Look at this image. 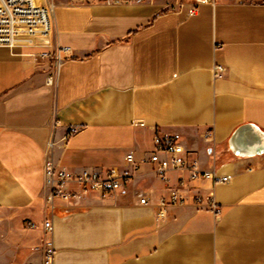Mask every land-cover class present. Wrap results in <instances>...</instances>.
<instances>
[{
  "label": "crops",
  "instance_id": "crops-1",
  "mask_svg": "<svg viewBox=\"0 0 264 264\" xmlns=\"http://www.w3.org/2000/svg\"><path fill=\"white\" fill-rule=\"evenodd\" d=\"M195 3L61 0L40 41L70 51L58 65L36 56L41 45L0 46V264H44L45 240L52 264H264V154L230 146L244 125L264 131V0L189 14ZM174 133L203 171L231 181L189 183L162 221L168 188L148 163L107 197L46 202L51 141L57 164L77 173L120 168L129 152L144 161L156 135ZM209 194L217 213L196 201Z\"/></svg>",
  "mask_w": 264,
  "mask_h": 264
},
{
  "label": "built area",
  "instance_id": "built-area-1",
  "mask_svg": "<svg viewBox=\"0 0 264 264\" xmlns=\"http://www.w3.org/2000/svg\"><path fill=\"white\" fill-rule=\"evenodd\" d=\"M220 0H196L189 7L188 13L194 14L199 4L216 3ZM56 3L53 0H0V46H37L39 40L48 38L53 30V19L56 11ZM178 8L183 9L181 4ZM68 49H58L54 55L55 64L62 61V55H68ZM35 57V55H33ZM39 58H49L47 53H39ZM223 67H216L217 75L223 72ZM48 84L53 83V75L47 79ZM75 133V129L69 130L63 138L66 142ZM210 134L205 138L208 140ZM54 143L51 141L47 147L45 161V187L46 202L53 204L56 198L64 202L80 199L91 193H97L101 197H107L122 189L131 181L139 171L141 164L151 165L156 177L166 184L168 196L160 199L156 217L164 220L169 209L175 205H184L189 193V183L200 180H212L221 183H229L231 175L220 176L216 171H203L199 161L194 157L193 151L187 149L182 142V136L178 133L172 135H156L154 146L148 158L139 161L134 152L125 156V164L122 167H113L106 171L85 169L80 172H72L57 164L53 156ZM172 173L179 175L177 185L171 187ZM75 187V188H72ZM198 205L206 206L214 213L218 212L213 194L197 196ZM149 200L141 198L140 203L147 205ZM33 227V226H31ZM46 231L51 230L50 222L44 224ZM44 264H52L55 250L51 241L44 242Z\"/></svg>",
  "mask_w": 264,
  "mask_h": 264
},
{
  "label": "water",
  "instance_id": "water-1",
  "mask_svg": "<svg viewBox=\"0 0 264 264\" xmlns=\"http://www.w3.org/2000/svg\"><path fill=\"white\" fill-rule=\"evenodd\" d=\"M231 150L239 156L253 157L264 154V131L248 124L240 127L230 140Z\"/></svg>",
  "mask_w": 264,
  "mask_h": 264
},
{
  "label": "rangeland",
  "instance_id": "rangeland-1",
  "mask_svg": "<svg viewBox=\"0 0 264 264\" xmlns=\"http://www.w3.org/2000/svg\"><path fill=\"white\" fill-rule=\"evenodd\" d=\"M53 1L57 5L58 4V1H61V0H53ZM176 8H178V7H175V6L172 7V9H176ZM40 41H43V40H39V42H37L38 45H41ZM41 46L44 47V49H42V52L41 53H47L48 56H49V58H46V60H51L52 62H55L54 55H55L56 51H55V48L53 47V45L52 46L51 45H46L47 46L46 47L45 45L42 44ZM39 59H43V58H39Z\"/></svg>",
  "mask_w": 264,
  "mask_h": 264
}]
</instances>
